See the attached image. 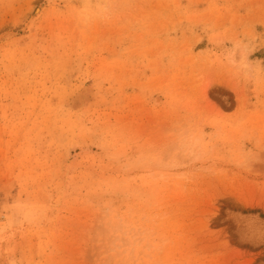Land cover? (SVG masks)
<instances>
[{"label": "rangeland", "instance_id": "obj_1", "mask_svg": "<svg viewBox=\"0 0 264 264\" xmlns=\"http://www.w3.org/2000/svg\"><path fill=\"white\" fill-rule=\"evenodd\" d=\"M0 264H264V0H0Z\"/></svg>", "mask_w": 264, "mask_h": 264}]
</instances>
